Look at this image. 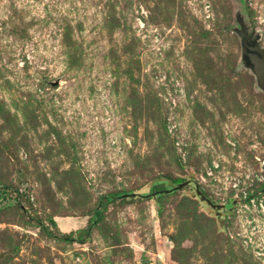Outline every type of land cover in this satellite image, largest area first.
I'll return each instance as SVG.
<instances>
[{"label":"rangeland","instance_id":"obj_1","mask_svg":"<svg viewBox=\"0 0 264 264\" xmlns=\"http://www.w3.org/2000/svg\"><path fill=\"white\" fill-rule=\"evenodd\" d=\"M239 16L264 48V0H0V264H264Z\"/></svg>","mask_w":264,"mask_h":264},{"label":"water","instance_id":"obj_2","mask_svg":"<svg viewBox=\"0 0 264 264\" xmlns=\"http://www.w3.org/2000/svg\"><path fill=\"white\" fill-rule=\"evenodd\" d=\"M239 28L237 29L238 34L241 36L242 42V60L245 66L250 69L253 74L255 75L258 83V87L264 90V48L261 47L259 40L261 39L260 36H253V34L249 33V30L245 28L243 19L239 16ZM60 83V79L56 81H52L51 84L58 85ZM189 184V181L180 182L176 186L170 189H162L151 192L146 196H154L156 197L159 193H169L172 189H179L183 186ZM196 193L200 196L201 200L206 201L210 206L216 209H220L224 206V204H217L212 202L210 198H208L203 192L200 190L199 183H195ZM21 192V190H19ZM132 195H137V193H132ZM143 196V195H142ZM19 202L22 205L21 197H19ZM152 258H144L141 260V264H152Z\"/></svg>","mask_w":264,"mask_h":264},{"label":"trees","instance_id":"obj_3","mask_svg":"<svg viewBox=\"0 0 264 264\" xmlns=\"http://www.w3.org/2000/svg\"><path fill=\"white\" fill-rule=\"evenodd\" d=\"M243 19V22H244V25H245V28H247V25L245 24V21H244V18L242 17ZM250 32V31H249ZM184 181H189V184L188 185H194V183L192 182V180L190 179V176L189 177H178L176 178L172 183L174 184H179L180 182H184ZM159 184H162L161 182H157V185L155 187L157 188H161L159 186ZM159 186V187H158ZM6 186H3L1 187L0 185V197H2V195L5 194V191L4 189ZM175 189H172V191H174ZM132 195V193H127L125 191H122V192H119L115 195H102L100 198H99V202H98V206L95 210V217L92 218V222L91 224L86 227V228H83V229H78L76 231H71V232H61L60 231V237L61 238H65L66 240H69V241H78L80 243H86L88 241H90V235H91V231H92V225H94L98 219L102 218V215H103V212H104V209L106 208V206L108 205L109 202L113 201L115 198H121V197H125V196H130ZM140 194L137 193L136 196H139ZM161 194H158V196H160ZM134 196V195H132ZM141 197H144L141 195ZM157 197H151V198H157ZM232 201L228 202L226 207L230 208L232 206ZM51 222L53 224L56 225V222L54 220H51ZM38 225L42 228V230L47 234V235H55L52 230H50V228L48 226H46L41 220H38Z\"/></svg>","mask_w":264,"mask_h":264},{"label":"flooded vegetation","instance_id":"obj_4","mask_svg":"<svg viewBox=\"0 0 264 264\" xmlns=\"http://www.w3.org/2000/svg\"><path fill=\"white\" fill-rule=\"evenodd\" d=\"M249 33L253 34V36H255V34H256L255 30L254 31H251Z\"/></svg>","mask_w":264,"mask_h":264}]
</instances>
